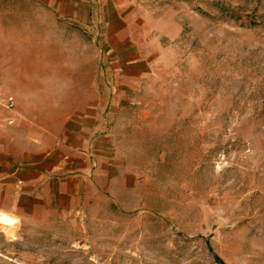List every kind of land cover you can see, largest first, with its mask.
<instances>
[{
  "label": "rangeland",
  "instance_id": "374dc122",
  "mask_svg": "<svg viewBox=\"0 0 264 264\" xmlns=\"http://www.w3.org/2000/svg\"><path fill=\"white\" fill-rule=\"evenodd\" d=\"M121 5L149 65L111 106L121 185L75 212L0 226V260L264 264V0ZM89 32L32 0H0V105L45 106L56 123L74 102L64 95L105 75L110 56ZM44 93L60 98L32 99Z\"/></svg>",
  "mask_w": 264,
  "mask_h": 264
},
{
  "label": "crops",
  "instance_id": "0c3cea01",
  "mask_svg": "<svg viewBox=\"0 0 264 264\" xmlns=\"http://www.w3.org/2000/svg\"><path fill=\"white\" fill-rule=\"evenodd\" d=\"M32 1L67 22L87 25L91 36L101 33L103 50L110 57L105 75L97 69L86 88L64 95L74 102L56 123H47L50 111L45 106L0 105V212L8 226L39 223L113 196L123 178L106 133L111 106L123 95L122 89L137 84L149 68L131 17L124 14L125 0ZM4 51L0 45V62ZM22 56L19 60L29 59ZM75 65L67 60L65 67ZM33 98L60 97L44 93Z\"/></svg>",
  "mask_w": 264,
  "mask_h": 264
},
{
  "label": "bare ground",
  "instance_id": "6f19581e",
  "mask_svg": "<svg viewBox=\"0 0 264 264\" xmlns=\"http://www.w3.org/2000/svg\"><path fill=\"white\" fill-rule=\"evenodd\" d=\"M4 101V105L6 106V101H7V99H5V100H3ZM2 106V105H1ZM9 109V108H8ZM0 226H8L7 224H6V218H5V216L0 212ZM6 230L8 229V228H5Z\"/></svg>",
  "mask_w": 264,
  "mask_h": 264
},
{
  "label": "built area",
  "instance_id": "2783aa9c",
  "mask_svg": "<svg viewBox=\"0 0 264 264\" xmlns=\"http://www.w3.org/2000/svg\"><path fill=\"white\" fill-rule=\"evenodd\" d=\"M6 106H7L8 108H12L13 103H12V99H11V98H8V99H7V101H6Z\"/></svg>",
  "mask_w": 264,
  "mask_h": 264
},
{
  "label": "trees",
  "instance_id": "16d2710c",
  "mask_svg": "<svg viewBox=\"0 0 264 264\" xmlns=\"http://www.w3.org/2000/svg\"><path fill=\"white\" fill-rule=\"evenodd\" d=\"M219 263L223 264L222 262H220L219 258H215Z\"/></svg>",
  "mask_w": 264,
  "mask_h": 264
}]
</instances>
